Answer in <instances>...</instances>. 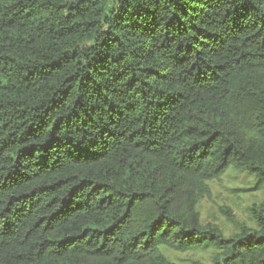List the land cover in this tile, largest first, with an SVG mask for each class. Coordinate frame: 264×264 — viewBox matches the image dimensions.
<instances>
[{"label": "trees", "instance_id": "16d2710c", "mask_svg": "<svg viewBox=\"0 0 264 264\" xmlns=\"http://www.w3.org/2000/svg\"><path fill=\"white\" fill-rule=\"evenodd\" d=\"M229 168L264 184V0H0V264H264V203L200 221Z\"/></svg>", "mask_w": 264, "mask_h": 264}, {"label": "rangeland", "instance_id": "374dc122", "mask_svg": "<svg viewBox=\"0 0 264 264\" xmlns=\"http://www.w3.org/2000/svg\"><path fill=\"white\" fill-rule=\"evenodd\" d=\"M208 187L209 194L200 198L197 205L202 224L215 225L225 238L236 234L241 224L252 227L249 209L264 203V184L256 186L246 171L229 168ZM165 253L176 264H214V252L210 250Z\"/></svg>", "mask_w": 264, "mask_h": 264}]
</instances>
